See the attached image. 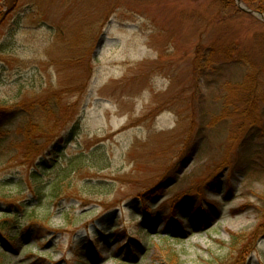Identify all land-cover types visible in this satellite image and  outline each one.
<instances>
[{
  "label": "rangeland",
  "instance_id": "rangeland-1",
  "mask_svg": "<svg viewBox=\"0 0 264 264\" xmlns=\"http://www.w3.org/2000/svg\"><path fill=\"white\" fill-rule=\"evenodd\" d=\"M232 1L0 2V195L37 204L39 159L51 205L0 264H264V21Z\"/></svg>",
  "mask_w": 264,
  "mask_h": 264
},
{
  "label": "trees",
  "instance_id": "trees-1",
  "mask_svg": "<svg viewBox=\"0 0 264 264\" xmlns=\"http://www.w3.org/2000/svg\"><path fill=\"white\" fill-rule=\"evenodd\" d=\"M5 1L6 4L9 3V0H0V2H5ZM18 1L19 0H11L13 6L11 7L10 10H13L15 8V6L17 5L16 3ZM220 2L222 4L225 3L232 6L235 5V2L234 1L230 2V0H220ZM242 2L248 8L260 13H264V0H242ZM4 18H2V21ZM2 21L0 19V23ZM22 111L23 110L20 109L3 108L0 111V133L4 130H8L11 127L15 126V124L19 120L18 115ZM27 130H28L27 127H23V130L20 133L24 135V139L27 141L28 144V142H32L34 139L31 137L30 132ZM6 138L7 137H5L4 134H0L1 143H3L6 140ZM22 144H25V141ZM53 148L55 149L54 154H57L59 151V146L55 145L53 146ZM26 149L28 153L26 152V150L25 153L23 152L22 154L20 150L17 151L15 155L16 162H19L18 160L20 159L25 164L27 162H32V160L36 158L35 156H32V151L28 150V148ZM45 163H46L45 161H43V163L40 162L39 159L34 160L32 162L33 164L32 166H34L36 171L32 173L30 172L32 177L35 178L36 180L35 187L33 188L34 191L33 194L36 197L35 199L38 201L37 204H34L32 201L30 202L28 200L22 203H17L18 201L14 200L12 192L0 195V249L2 250L1 255L6 259L10 258L11 256H14L19 252L22 239L27 237L29 238L34 233L33 238L35 239V241H38L42 237L43 233L49 232L51 230L48 226L46 227L44 225L45 223H43L42 221L44 220L46 222L47 220L50 219L51 212L49 210L51 208V205H48L47 208L45 207L47 217L44 218L43 216H40V214L38 213V209L44 205L43 200H46V198H44L46 194L44 193L45 186L44 184L41 183L40 176L38 175L37 172L38 171L40 172V170H42V167L45 166ZM1 166L2 165H0V167ZM66 173L67 176H69V173L68 172ZM12 184L13 181L11 179L5 180V178H0V189H5L8 186H11ZM50 194L53 204L58 202V200H61L66 195L63 183L55 182L51 187ZM190 198L186 196V198L182 199L176 204V207L185 206L186 204L187 206H190V202L192 200ZM202 216L203 214L201 213L200 219H202ZM205 218L207 217L205 216ZM147 219L148 222L151 224L153 218L148 215ZM238 243L239 240H234L233 246ZM21 247H23V245H21Z\"/></svg>",
  "mask_w": 264,
  "mask_h": 264
},
{
  "label": "water",
  "instance_id": "water-1",
  "mask_svg": "<svg viewBox=\"0 0 264 264\" xmlns=\"http://www.w3.org/2000/svg\"><path fill=\"white\" fill-rule=\"evenodd\" d=\"M237 5H238V7H239L241 10H243V11H245V12H248V13H250V14L256 15L257 17H259L260 19H262V20L264 21V15H263V14L258 13V12H254V11H252V10H250V9H248V8H246V7H244L243 4H242V2H241V0H237Z\"/></svg>",
  "mask_w": 264,
  "mask_h": 264
}]
</instances>
